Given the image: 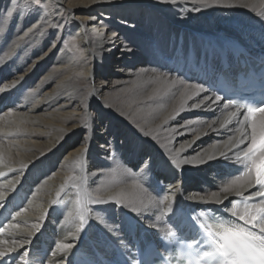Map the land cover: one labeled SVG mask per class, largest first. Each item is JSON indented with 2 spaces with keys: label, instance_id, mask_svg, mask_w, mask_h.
I'll return each instance as SVG.
<instances>
[{
  "label": "bare ground",
  "instance_id": "1",
  "mask_svg": "<svg viewBox=\"0 0 264 264\" xmlns=\"http://www.w3.org/2000/svg\"><path fill=\"white\" fill-rule=\"evenodd\" d=\"M260 41L264 0H0V264H138L230 217L259 186L216 80L260 63ZM80 187L137 203L90 205L78 230Z\"/></svg>",
  "mask_w": 264,
  "mask_h": 264
},
{
  "label": "snow or ice",
  "instance_id": "2",
  "mask_svg": "<svg viewBox=\"0 0 264 264\" xmlns=\"http://www.w3.org/2000/svg\"><path fill=\"white\" fill-rule=\"evenodd\" d=\"M35 2L39 4L40 0H35ZM160 2L167 3L169 0H160ZM200 2L208 3V0H200ZM8 16H12V13L8 12ZM191 87L195 89L196 93L205 90L202 84H193ZM222 99L224 98L221 95L214 97V101H221ZM230 106L236 109V112L229 113L231 116H236L241 109L244 110L243 120L247 122V126L251 129V142L248 144L246 151L242 150L243 157H237V159L243 165L246 174L255 171L254 185L259 187L256 192L249 193L247 197H243L242 193H238L246 202L241 204L237 201L232 203L230 208L225 209L226 212L230 213V217L213 216L201 219L198 225L199 239H194L186 245L189 251L184 253L183 257L178 258V264L179 259H185L186 264H264V100L238 103L229 99L228 103L223 105L226 109ZM197 107H199V104H197ZM165 122H167V118ZM258 130L259 136H257ZM241 135L243 136L245 133L242 132ZM243 143L244 140L241 139L237 147ZM221 155L226 154L221 153ZM213 158L208 157L209 160ZM172 162L175 163V160ZM144 190L146 191V189ZM229 190L228 187L223 189L224 192ZM76 195L75 203L80 221L78 230L83 229L88 214L93 211L90 205H103L112 202L120 207L137 203L136 200L125 196L122 191L108 200L101 199L99 194H93L83 187L79 188ZM256 197L260 199L255 200ZM163 202V200L160 201L161 204ZM216 202L220 203L221 201L217 199ZM139 203L142 204L143 201L141 200ZM21 211H26V209L21 207ZM100 211H106V209H100ZM172 212V203H168L166 207L161 209L162 215H168ZM19 214V212L16 213V215ZM232 217L236 219L233 220ZM239 221H243V224ZM11 226L14 228L19 227L18 224ZM2 232L3 228H0V233ZM175 235L176 233L170 229L166 232L164 239L170 240ZM0 243H6V241H0ZM13 243H19L23 246L25 241H13ZM56 246L64 251H69L74 247L73 244L65 243H57ZM6 255V251L0 250V260ZM29 255V252L25 251L20 254L19 259L28 264L25 258Z\"/></svg>",
  "mask_w": 264,
  "mask_h": 264
},
{
  "label": "rangeland",
  "instance_id": "3",
  "mask_svg": "<svg viewBox=\"0 0 264 264\" xmlns=\"http://www.w3.org/2000/svg\"><path fill=\"white\" fill-rule=\"evenodd\" d=\"M114 70H115L114 67H113L112 69H110V71H112V72H113ZM117 72H118L117 74H119V71H117ZM114 74H115V73H114Z\"/></svg>",
  "mask_w": 264,
  "mask_h": 264
}]
</instances>
